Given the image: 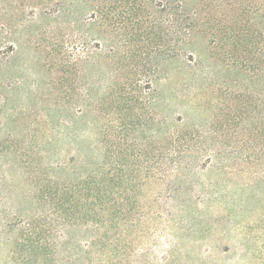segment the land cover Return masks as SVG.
Listing matches in <instances>:
<instances>
[{"label":"rangeland","instance_id":"obj_1","mask_svg":"<svg viewBox=\"0 0 264 264\" xmlns=\"http://www.w3.org/2000/svg\"><path fill=\"white\" fill-rule=\"evenodd\" d=\"M0 264H264V0H0Z\"/></svg>","mask_w":264,"mask_h":264}]
</instances>
